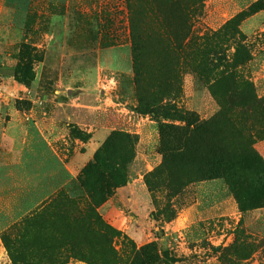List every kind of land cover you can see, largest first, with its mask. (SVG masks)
Here are the masks:
<instances>
[{
    "label": "rangeland",
    "instance_id": "374dc122",
    "mask_svg": "<svg viewBox=\"0 0 264 264\" xmlns=\"http://www.w3.org/2000/svg\"><path fill=\"white\" fill-rule=\"evenodd\" d=\"M127 1L138 0H0V168L16 165L19 176L38 180L28 185L30 200L63 185L77 199L86 193L78 179L98 151L116 161L131 146L123 136L105 147L102 142L112 132L136 135L128 184L98 210L105 222L138 248L153 244L159 264H264V0H247L257 3V13L231 25L240 13L234 1L137 4L131 15L146 40L138 52L139 85ZM26 66L34 78L19 80L17 69ZM140 98L160 101L158 118L136 112ZM185 132L193 135L185 138ZM186 140L187 157L178 158L170 174L154 172ZM216 168L248 211L241 214L231 194L217 197L200 214H186L197 223L167 230L199 201L213 202L202 197L195 180ZM103 177L99 172L94 179ZM209 184H222L210 193L228 187L223 180ZM133 192L137 204L129 200ZM59 206L9 248L0 230V264L68 259L70 226L80 229L77 246L87 250L86 223L60 214L75 208L71 201ZM122 240L115 246L119 252ZM232 245L238 252L228 250Z\"/></svg>",
    "mask_w": 264,
    "mask_h": 264
},
{
    "label": "trees",
    "instance_id": "16d2710c",
    "mask_svg": "<svg viewBox=\"0 0 264 264\" xmlns=\"http://www.w3.org/2000/svg\"><path fill=\"white\" fill-rule=\"evenodd\" d=\"M127 9L130 13L129 24L131 28L130 40L132 46L134 48V70H135V84H141L142 73L140 68H138V52L141 49V42L145 40V36L139 35L136 33L137 22L134 19L132 12H134V8L137 4H151L148 0H138V1H127ZM154 4V3H153ZM257 3L252 4L248 9L240 12L237 16L229 22V24L240 23L246 21L250 16L257 13L256 11ZM81 15H78L80 18ZM82 18V16H81ZM77 25L80 23V19L76 20ZM192 29V24L190 25V30ZM166 33H164L165 36ZM165 39L170 41L173 47H175L176 42H172V38L166 35ZM146 41V40H145ZM137 53V54H136ZM16 77L19 80H29L33 79V68L19 67L16 72ZM139 106L136 107V112L142 115H151L155 118H158L161 110H163V105H160V101L158 99L149 100L147 98L139 99ZM174 107L166 110V117L169 118L171 113H174ZM181 120H185L186 118L182 116ZM190 125V124H189ZM193 130L197 129L196 125H190ZM111 137L107 138L102 142L104 147L110 142V139L117 136H123L130 142L131 146L125 153L126 149H121L120 155L116 161L111 160L110 158H102L100 153L101 150L98 151L95 155L93 165H87L82 171L79 180L80 188L85 190V195L79 197L77 199H71L68 196V188L62 187L57 191L56 194L49 200L48 203H45L40 211H36L31 215L25 217L20 224L15 225V229L12 231L6 230L3 233V241L9 248V244L12 243L18 237L24 236L26 230L34 225H36L43 217L51 216L54 213H58L60 210V201H71L75 206L73 210L64 209L63 212H60L61 215L69 216V220L74 223L85 222L86 224V236L88 241L87 250H83L82 248L77 246L75 234L80 232V229L77 227H73L71 229L70 226V240L66 243L67 250L69 252V258L73 260H77L86 264H159L161 260L160 252L156 249L153 244H149L145 247L138 248L136 243L128 240L127 236H123L122 232L113 228L110 224L105 222L102 215L99 213V208L106 204L107 201L115 194L117 188L121 186H125L129 182V175L126 172L127 166L135 159L136 152L134 150V144L132 139H137L138 136H132L130 134L124 133H116L112 132ZM193 134H187L185 132V138L191 137ZM132 140V142L130 141ZM133 143V144H132ZM187 140L182 145V149H170V156H168L162 165L156 169L154 172H159L164 174L167 172L170 174L169 167L173 166L176 160L184 159L189 154V146L187 144ZM103 147V148H104ZM130 155V156H128ZM213 162V161H212ZM214 162L211 163L213 166ZM211 165H209L211 167ZM216 165L213 167L215 168ZM99 172L103 173V180L98 181L94 179L95 175ZM210 175H206L202 171L200 172V177L195 180L196 183L206 182V181H215V180H223L229 187L230 192L237 200L239 204V210L242 213H246L248 210H245L244 207L240 206V202L236 196V193L231 189V185L226 178H222V170L216 168L215 170H209ZM190 181V180H189ZM186 186L187 183H184ZM83 205L81 207V205ZM55 236L60 235L59 228L55 229ZM24 234V235H23ZM91 235H95L97 237L93 239ZM121 243V252L116 249V245L118 240L122 239ZM14 239V240H13ZM117 239V241H116ZM231 252H238L239 248H235L234 245L229 247L228 249ZM110 257V259H108ZM69 258L61 261L55 262L51 264H69Z\"/></svg>",
    "mask_w": 264,
    "mask_h": 264
},
{
    "label": "crops",
    "instance_id": "0c3cea01",
    "mask_svg": "<svg viewBox=\"0 0 264 264\" xmlns=\"http://www.w3.org/2000/svg\"><path fill=\"white\" fill-rule=\"evenodd\" d=\"M232 3L236 4L238 8V12H242L247 7L252 4V1L249 2L247 0H228ZM237 2V3H236ZM254 20V19H253ZM247 22H252V19L247 21ZM21 144L25 145L29 141V134L26 128L23 127V131L21 132ZM31 139V136H30ZM16 143V141H14ZM0 146V156L3 154ZM13 153H15V150H12ZM11 151V152H12ZM15 169V170H13ZM19 171L16 169V165H7L6 167L0 168V199H4V201H0V214H2V218L0 220V230L4 232L5 230L11 229L13 226L15 227L16 224H20L21 221L27 216L31 215L34 213L35 209H38L43 206L45 203H47L54 194L59 191L60 188L62 187H67L66 185H63L57 190H55L50 196H47L49 194L44 193L41 197H36L35 201L30 200L31 195V189L28 188V185L32 184L35 182L37 184V179L33 178H27L24 179V177L19 176ZM218 181V180H215ZM215 181H206V182H201L198 184V188L201 190V195L203 198H214L213 202H208L207 206L203 205L200 201L191 209L187 210L186 212L181 214V218L172 221L171 223L166 224V229L170 230L173 229L175 230L178 226L186 227L191 224L197 223V218L195 217H189L186 219V214L191 212V213H198L200 214L201 211L204 207L207 209V207H210L212 203H215V198L217 197H228L231 194V198L233 197V200H235L234 196L232 195L228 187L226 186V183H224L225 189L221 190L220 192H209V189L211 188H218V186L221 185H212L209 184L210 182H215ZM57 185H61V182H57ZM27 185V186H26ZM221 188V187H219ZM215 190V189H214ZM123 192V191H121ZM29 199V200H28ZM132 200L134 204H137L139 198L136 194V192L132 193V198L129 199ZM137 201V202H136ZM236 201V200H235ZM236 204V202H235ZM237 205V204H236ZM193 210V211H192ZM210 212V211H209ZM242 214V212H241ZM169 234H167L168 236ZM160 241L167 240L165 238L158 239ZM259 264V263H257Z\"/></svg>",
    "mask_w": 264,
    "mask_h": 264
}]
</instances>
